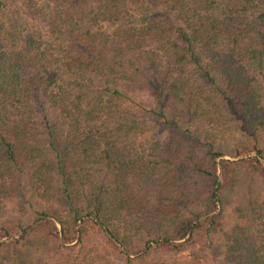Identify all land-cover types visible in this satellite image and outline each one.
Returning <instances> with one entry per match:
<instances>
[{
	"label": "trees",
	"instance_id": "1",
	"mask_svg": "<svg viewBox=\"0 0 264 264\" xmlns=\"http://www.w3.org/2000/svg\"><path fill=\"white\" fill-rule=\"evenodd\" d=\"M0 264H264V0H0Z\"/></svg>",
	"mask_w": 264,
	"mask_h": 264
}]
</instances>
